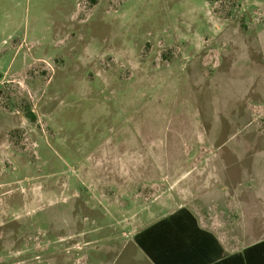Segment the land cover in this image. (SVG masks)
I'll list each match as a JSON object with an SVG mask.
<instances>
[{
    "label": "rangeland",
    "instance_id": "374dc122",
    "mask_svg": "<svg viewBox=\"0 0 264 264\" xmlns=\"http://www.w3.org/2000/svg\"><path fill=\"white\" fill-rule=\"evenodd\" d=\"M226 179L264 193V0H0V264H143Z\"/></svg>",
    "mask_w": 264,
    "mask_h": 264
},
{
    "label": "crops",
    "instance_id": "0c3cea01",
    "mask_svg": "<svg viewBox=\"0 0 264 264\" xmlns=\"http://www.w3.org/2000/svg\"><path fill=\"white\" fill-rule=\"evenodd\" d=\"M240 181H231L232 187L239 188L231 191L226 179L215 196L203 202L173 205L175 198L168 197L141 209L151 221L137 233L152 227L148 246L157 258L153 261L146 255L134 239L136 233L132 239L146 257L143 264H264L262 186L257 181ZM110 185L130 186L128 181ZM122 205L128 212L130 205ZM116 207L109 203L110 209Z\"/></svg>",
    "mask_w": 264,
    "mask_h": 264
},
{
    "label": "trees",
    "instance_id": "16d2710c",
    "mask_svg": "<svg viewBox=\"0 0 264 264\" xmlns=\"http://www.w3.org/2000/svg\"><path fill=\"white\" fill-rule=\"evenodd\" d=\"M152 230V227L145 229L144 231L137 233L134 236V239L136 243L144 250L146 255L152 259L153 261H157V258L155 257V254L153 251L149 248L148 244L151 245V237L147 235Z\"/></svg>",
    "mask_w": 264,
    "mask_h": 264
}]
</instances>
